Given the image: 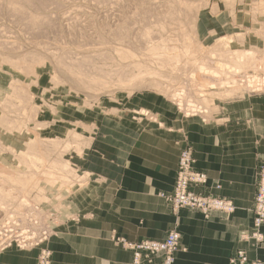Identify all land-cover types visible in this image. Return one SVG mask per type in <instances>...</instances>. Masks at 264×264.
<instances>
[{"label": "rangeland", "instance_id": "rangeland-1", "mask_svg": "<svg viewBox=\"0 0 264 264\" xmlns=\"http://www.w3.org/2000/svg\"><path fill=\"white\" fill-rule=\"evenodd\" d=\"M261 98L264 0H0V252L37 250L38 264L47 251L53 264L68 225L114 223L100 211L120 203L123 162L148 139L189 122L250 128ZM173 190L160 197L180 216ZM120 231L109 240L136 264L119 241L155 240Z\"/></svg>", "mask_w": 264, "mask_h": 264}, {"label": "crops", "instance_id": "crops-1", "mask_svg": "<svg viewBox=\"0 0 264 264\" xmlns=\"http://www.w3.org/2000/svg\"><path fill=\"white\" fill-rule=\"evenodd\" d=\"M250 117L254 123L250 128L189 122L171 135L161 129L158 138L148 139L149 153L123 162L115 187V196L121 201L100 211L116 214L114 223L93 220L68 225L71 227L67 230L74 231L65 232L50 244L53 264H133L132 253L109 240L115 230H121V235L132 242L163 241L176 225L181 250L175 264H229L239 250L264 263V246L255 247L240 239L243 232L253 230L256 171L264 162V98L250 106ZM185 136L194 151L197 169L209 178L208 188L193 190L230 199L234 213H212L205 219L185 210L174 216L171 206L160 197L173 190L181 153L177 145H184ZM37 254V250L11 247L0 252V264H36ZM154 264H161L160 257Z\"/></svg>", "mask_w": 264, "mask_h": 264}, {"label": "built area", "instance_id": "built-area-1", "mask_svg": "<svg viewBox=\"0 0 264 264\" xmlns=\"http://www.w3.org/2000/svg\"><path fill=\"white\" fill-rule=\"evenodd\" d=\"M256 194L253 206L254 224L253 230L243 232L241 241L253 243L255 247L264 245V166L258 173ZM193 188H208V178L205 173L195 169V158L191 148H186L181 152L176 181L172 195L166 199L173 206L174 212L186 209L195 211L209 218L212 213L232 214L235 206L232 201L203 194L193 190ZM126 247L135 251V263H152L156 256L161 257V264H175V254L179 250V234L172 231L164 241H143L140 243H130L126 240L119 241ZM38 264H51L50 253L44 251ZM229 264H264L259 260H252L244 250L237 251L229 260Z\"/></svg>", "mask_w": 264, "mask_h": 264}, {"label": "bare ground", "instance_id": "bare-ground-1", "mask_svg": "<svg viewBox=\"0 0 264 264\" xmlns=\"http://www.w3.org/2000/svg\"><path fill=\"white\" fill-rule=\"evenodd\" d=\"M33 1H34V0H33ZM39 1H40V0H39ZM117 1H118V0H117ZM132 1H133V0H132ZM9 2H10V1H9ZM70 2H71V1H70ZM97 2H98V1H97ZM97 2H96V3H97ZM153 2H154V1H153ZM209 3H210V2H209ZM58 4H59V3H58ZM101 4H102V3H101ZM117 4H118V3H117ZM117 4H116V5H117ZM191 4H192V3H191ZM45 5H46V4H45ZM50 5H51V4H50ZM194 5H195V4H194ZM55 6H56V4H55ZM58 6H59V5H58ZM98 6H99V5H98ZM104 6H105V5H104ZM111 6H112V5H111ZM153 6H154V5H153ZM188 6H189V5H188ZM159 7H160V6H159ZM159 7H158V8H159ZM189 7H191V6H189ZM56 8H57V7H56ZM76 8H77V7H76ZM115 8H116V7H115ZM17 9H18V8H17ZM50 9H51V8H50ZM83 9H84V8H83ZM48 10H49V9H48ZM57 10H58V9H57ZM78 10H79V9H78ZM80 10H81V9H80ZM69 11H70V10H69ZM9 12H10V11H9ZM12 12H13V11H12ZM27 12H28V10H27ZM71 12H72V10H71ZM71 12H70V13H71ZM191 13H192V12H191ZM18 14H19V13H18ZM66 14H67V13H66ZM24 15H25V14H24ZM26 15H27V14H26ZM59 15H60V14H59ZM11 16H13V15H11ZM19 17H20V16H19ZM42 17H43V16H42ZM63 17H64V15H63ZM22 18H23V17H22ZM56 18H57V17H56ZM61 18H62V17H61ZM65 18H66V17H65ZM72 18H73V16H72ZM76 18H77V17H76ZM76 18H74V19H76ZM83 19H84V18H83ZM138 19H139V18H138ZM71 20H72V19H71ZM80 20H81V19H80ZM72 21H73V20H72ZM66 23H67V22H66ZM74 23H75V22H74ZM164 23H165V22H164ZM20 24H21V23H20ZM63 24H64V23H63ZM67 24H68V23H67ZM67 24H66V25H67ZM68 25H69V24H68ZM73 25H74V24H73ZM75 25H76V24H75ZM75 25H74V26H75ZM80 29H81V28H80ZM67 30H68V29H67ZM71 30H72V29H71ZM181 30H182V29H181ZM72 32H73V31H72ZM92 32H93V31H92ZM152 32H153V31H152ZM89 33H90V32H89ZM80 34H81V33H80ZM154 34H155V33H154ZM74 35H75V34H74ZM92 35H93V34H92ZM82 36H83V35H82ZM156 36H157V35H156ZM71 37H72V36H71ZM71 37H70V38H71ZM84 37H85V36H84ZM106 37H107V36H106ZM113 38H114V37H113ZM81 40H82V39H81ZM73 41H74V40H73ZM110 41H111V39H110ZM82 42H83V41H82ZM147 43H148V42H147ZM71 45H72V44H71ZM117 45H118V44H117ZM147 45H148V44H147ZM222 47H223V46H222ZM164 49H165V48H164ZM53 50H54V49H53ZM57 52H58V50H57ZM164 53H165V52H164ZM92 54H93V53H92ZM118 54H119V53H118ZM68 55H69V54H68ZM171 56H174V55H171ZM74 57H75V56H74ZM101 57H102V56H101ZM64 58H65V57H64ZM75 58H76V57H75ZM77 58H78V57H77ZM79 58H80V57H79ZM104 58H105V57H104ZM151 58H152V57H151ZM156 58H157V60L159 59L158 56H157V57H154V59H156ZM174 58H175V57H174ZM239 58H240V57H239ZM152 59H153V58H152ZM178 59H179V58H178ZM232 59H234V58H232ZM249 59H250V58H249ZM75 60H77V59H75ZM150 60H151V59H150ZM159 60H160V59H159ZM174 60H175V59H174ZM181 60H182V59H180V61H181ZM189 60H190V59H189ZM230 60H231V59H230ZM52 61H53V60H52ZM152 61H154V60H152ZM175 61H176V60H175ZM178 61H179V60H178ZM240 61H241V60H240ZM157 62H158V61H157ZM157 62H156V64H157ZM160 62H161V61H160ZM55 63H56V62H55ZM55 63H54V64H55ZM101 63H102V62H101ZM103 63H104V62H103ZM173 63H174V62H173ZM54 64H53V65H54ZM73 64H74V63H73ZM133 64H134V63H133ZM55 65H56V64H55ZM134 65H135V64H134ZM76 66H77V65H76ZM130 66H131V65H130ZM138 66H139V64H138ZM143 66H144V65H143ZM201 66H202V65H201ZM201 66H200V67H201ZM94 70H95V69H94ZM202 70H203V69H202ZM98 71H99V70H98ZM117 71H118V70H117ZM93 72H94V71H93ZM118 72H119V71H118ZM145 73H146V72H145ZM112 74H113V73H112ZM126 74H127V73H126ZM140 74H141V73H140ZM142 74H143V73H142ZM109 75H110V74H109ZM127 76H128V75H127ZM145 76H146V75H145ZM149 76H150V75H149ZM106 77H107V76H106ZM129 79H130V77H129ZM26 82H27V81H26ZM25 87H26V86H25ZM20 90H21V89H20ZM17 91H18V90H17ZM18 92H19V91H18ZM22 92H23V91H22ZM14 93H16V92L14 91ZM15 95L17 96V94H15ZM20 95H22V94H20ZM23 96H24V93H23ZM17 97H18V98H21V96H17ZM17 97H16V98H17ZM25 99H26V98H25ZM25 99H24V100H25ZM21 101H23L22 98H21ZM26 101H27V100H26ZM26 101H25V102H26ZM32 103H33V102H32ZM26 104H27V103H26ZM31 106H32V105H31ZM36 135H37V134H36ZM73 137H74V136H73ZM74 139H75V138H74ZM41 140H42V139H41ZM45 141H46V140H45ZM34 144H36V143H34ZM37 144H38V142H37ZM57 145H58V144H57ZM38 146L41 147V145H38ZM42 146H43V145H42ZM33 147H34V146H33ZM33 147H32V148H33ZM34 149H35V148H34ZM36 149H37V147H36ZM32 150H33V149H32ZM32 150H31V151H32ZM56 150H57V149H56ZM32 162H33V161H32ZM59 163H60V162H59ZM54 164H55V163H54ZM60 164H61V163H60ZM59 168H60V167H59ZM56 170L58 171V169H56ZM61 170H62V169H61ZM32 176H33V175H32ZM53 178H54V177H53ZM10 222H11V221H10Z\"/></svg>", "mask_w": 264, "mask_h": 264}]
</instances>
